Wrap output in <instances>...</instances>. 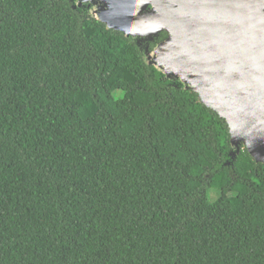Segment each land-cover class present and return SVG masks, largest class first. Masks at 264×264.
Returning a JSON list of instances; mask_svg holds the SVG:
<instances>
[{
	"label": "trees",
	"instance_id": "obj_1",
	"mask_svg": "<svg viewBox=\"0 0 264 264\" xmlns=\"http://www.w3.org/2000/svg\"><path fill=\"white\" fill-rule=\"evenodd\" d=\"M73 4L0 0V264H264V163Z\"/></svg>",
	"mask_w": 264,
	"mask_h": 264
},
{
	"label": "water",
	"instance_id": "obj_2",
	"mask_svg": "<svg viewBox=\"0 0 264 264\" xmlns=\"http://www.w3.org/2000/svg\"><path fill=\"white\" fill-rule=\"evenodd\" d=\"M107 28L166 35L146 62L221 117L234 157L243 145L264 163V0H74Z\"/></svg>",
	"mask_w": 264,
	"mask_h": 264
},
{
	"label": "flooded vegetation",
	"instance_id": "obj_3",
	"mask_svg": "<svg viewBox=\"0 0 264 264\" xmlns=\"http://www.w3.org/2000/svg\"><path fill=\"white\" fill-rule=\"evenodd\" d=\"M159 35H160V34H159ZM159 35L156 36V37H153L152 39H144V38H140L139 43H141V42H146L145 46L148 47L149 42H155V43L157 42V41H155V40L159 37ZM163 37H164V36H163ZM163 37H162V38H163ZM159 40H161V39H159ZM159 40H158V41H159ZM145 46H144V47H145ZM152 48H153V47H152ZM152 48H151V49H152ZM148 49H149V47H148ZM151 49H149V50H151Z\"/></svg>",
	"mask_w": 264,
	"mask_h": 264
},
{
	"label": "rangeland",
	"instance_id": "obj_4",
	"mask_svg": "<svg viewBox=\"0 0 264 264\" xmlns=\"http://www.w3.org/2000/svg\"><path fill=\"white\" fill-rule=\"evenodd\" d=\"M209 197H210L211 199H213V198H215V195L212 194V195H210Z\"/></svg>",
	"mask_w": 264,
	"mask_h": 264
}]
</instances>
